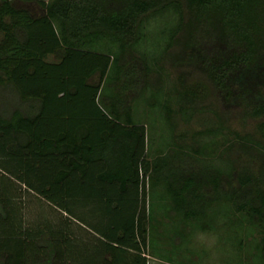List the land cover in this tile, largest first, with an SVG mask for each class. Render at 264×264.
I'll use <instances>...</instances> for the list:
<instances>
[{
	"label": "trees",
	"instance_id": "1",
	"mask_svg": "<svg viewBox=\"0 0 264 264\" xmlns=\"http://www.w3.org/2000/svg\"><path fill=\"white\" fill-rule=\"evenodd\" d=\"M0 172V264H97L67 217L24 225L15 181L84 224L100 205L105 264L221 222L264 264V0H0Z\"/></svg>",
	"mask_w": 264,
	"mask_h": 264
},
{
	"label": "rangeland",
	"instance_id": "2",
	"mask_svg": "<svg viewBox=\"0 0 264 264\" xmlns=\"http://www.w3.org/2000/svg\"><path fill=\"white\" fill-rule=\"evenodd\" d=\"M175 19L168 16H159L149 21L146 25L148 38L143 42V47L159 52L165 41L161 36V29L171 27ZM50 60H54L49 56ZM137 118L145 120V131L157 134L159 126L153 122V116L148 113L136 112ZM247 128H250L248 126ZM2 173V172H0ZM16 201L22 203L21 211L25 226L36 227L39 223L50 222L54 226L66 222L72 239L77 240L80 245L86 246L89 250L97 245V233L89 227L97 221V214L93 213L95 206L92 203H76L72 208L80 216L85 217L88 223H81L75 218H68L69 214L63 213L60 209L46 202L41 196L27 190L24 185L15 181ZM21 205V204H20ZM62 225V224H61ZM170 228V227H169ZM167 228L161 231L159 227L148 235L147 247L145 248L147 264H255V252L245 241L247 236L243 225L224 224L221 222L210 232H201L197 226L193 228L191 235L187 234L181 239L180 226L175 232ZM188 235V236H187ZM151 237V238H150ZM147 240V239H146ZM83 246V247H84ZM87 252V251H86Z\"/></svg>",
	"mask_w": 264,
	"mask_h": 264
},
{
	"label": "crops",
	"instance_id": "3",
	"mask_svg": "<svg viewBox=\"0 0 264 264\" xmlns=\"http://www.w3.org/2000/svg\"><path fill=\"white\" fill-rule=\"evenodd\" d=\"M99 207H97V217L99 212L102 211V208L99 209ZM119 234H121L120 230L119 229L117 230V228L113 224H109V223L106 224L105 222L103 223L97 222V264H105V262H108V260L112 259L110 253L106 252V247L108 243H111L112 246H116L117 244L114 242L115 241L114 239L116 238V236H119ZM123 249H126V251L124 252L116 251V252H121V255L123 257L122 264L133 258L132 253H136L131 248H123ZM141 255L146 256L145 252H141Z\"/></svg>",
	"mask_w": 264,
	"mask_h": 264
}]
</instances>
